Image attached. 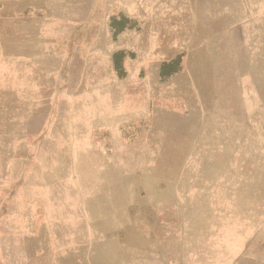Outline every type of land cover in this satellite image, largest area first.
I'll return each instance as SVG.
<instances>
[{
  "label": "rangeland",
  "instance_id": "obj_1",
  "mask_svg": "<svg viewBox=\"0 0 264 264\" xmlns=\"http://www.w3.org/2000/svg\"><path fill=\"white\" fill-rule=\"evenodd\" d=\"M56 170L136 200L162 241L142 264H264V0H0V264L51 249L22 234L27 187ZM141 173L161 176L156 215L129 194Z\"/></svg>",
  "mask_w": 264,
  "mask_h": 264
},
{
  "label": "crops",
  "instance_id": "obj_2",
  "mask_svg": "<svg viewBox=\"0 0 264 264\" xmlns=\"http://www.w3.org/2000/svg\"><path fill=\"white\" fill-rule=\"evenodd\" d=\"M138 78L137 81L141 82L151 81ZM154 78L152 81H156ZM112 80L114 82L109 80L101 85L100 95L112 90V83L116 79ZM116 85L118 86L117 82ZM89 97L86 96V100ZM117 107L109 112H95L86 120V131L92 134L95 129L105 130L110 126L120 129L127 122L146 115L150 111L149 95L140 110L131 107L132 110L125 111ZM85 145H96L92 136L85 139ZM116 172V176L126 175L124 170ZM136 173H132L134 178L138 177ZM47 174H52L54 180L27 187L26 199L30 213L23 222L22 236L27 241L46 240L51 249L24 251L19 261H9L11 255L7 252L3 256L4 264H44L46 255L53 259L52 264H142L143 258L152 256L155 244L162 242L150 232L149 227L155 221L147 219L141 213V207H135L136 200L131 201L129 197L125 199V192L119 191V188H123L122 185L116 187L118 196L114 209L111 199L104 191L106 179L110 177L104 170L89 173V178L100 177V180L96 179V185L77 170L47 171ZM139 176L142 177L143 184L134 185L129 194H142L145 209L149 211V215H156L158 205L164 202V198L157 197L158 188L152 184H157L161 176L155 173Z\"/></svg>",
  "mask_w": 264,
  "mask_h": 264
}]
</instances>
